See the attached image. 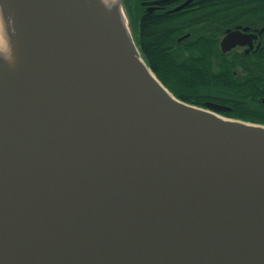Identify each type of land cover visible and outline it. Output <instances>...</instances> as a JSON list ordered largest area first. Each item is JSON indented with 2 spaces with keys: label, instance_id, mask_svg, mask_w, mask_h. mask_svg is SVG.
I'll return each mask as SVG.
<instances>
[{
  "label": "water",
  "instance_id": "1",
  "mask_svg": "<svg viewBox=\"0 0 264 264\" xmlns=\"http://www.w3.org/2000/svg\"><path fill=\"white\" fill-rule=\"evenodd\" d=\"M10 1L31 64L0 57V264H264V124L176 96L124 0L140 60L87 0Z\"/></svg>",
  "mask_w": 264,
  "mask_h": 264
},
{
  "label": "trees",
  "instance_id": "2",
  "mask_svg": "<svg viewBox=\"0 0 264 264\" xmlns=\"http://www.w3.org/2000/svg\"><path fill=\"white\" fill-rule=\"evenodd\" d=\"M263 24L264 0H194L186 10L148 12L142 19L136 3L137 43L176 96L199 106L208 100L219 102L231 107L223 115L260 124H264V33L260 47L250 54L238 48L225 53L220 40L228 28Z\"/></svg>",
  "mask_w": 264,
  "mask_h": 264
},
{
  "label": "bare ground",
  "instance_id": "3",
  "mask_svg": "<svg viewBox=\"0 0 264 264\" xmlns=\"http://www.w3.org/2000/svg\"><path fill=\"white\" fill-rule=\"evenodd\" d=\"M100 12L110 32L119 33L128 42L124 52L140 60L130 40V27L127 16L119 0H87ZM94 1V3H93ZM17 26V11L10 0H0V57L8 68L23 69L31 64L28 41ZM23 58V59H22ZM22 64V65H21ZM26 74V73H25Z\"/></svg>",
  "mask_w": 264,
  "mask_h": 264
},
{
  "label": "flooded vegetation",
  "instance_id": "4",
  "mask_svg": "<svg viewBox=\"0 0 264 264\" xmlns=\"http://www.w3.org/2000/svg\"><path fill=\"white\" fill-rule=\"evenodd\" d=\"M156 1H158V0H124V3L126 5L127 11L129 13V16H130L131 24H132L134 35H135V39H136V3L137 2L139 3V6H140L141 19H142V16L148 12L170 13V12H172V11H170L171 9H173L175 6L180 4V3L171 4V0H165L162 2H156ZM183 10H186V7L181 9V11H183ZM178 11H180V10H178ZM255 29L256 28H251V30H255ZM181 37L182 36H180L178 38V41L182 40V39L180 40ZM262 37H263V35L260 36L257 40H254V47L252 49H249V51H247V49L249 48L247 45L237 46L235 48H238L239 50H243L246 54L253 53L260 47ZM220 46H221V40H220Z\"/></svg>",
  "mask_w": 264,
  "mask_h": 264
},
{
  "label": "rangeland",
  "instance_id": "5",
  "mask_svg": "<svg viewBox=\"0 0 264 264\" xmlns=\"http://www.w3.org/2000/svg\"><path fill=\"white\" fill-rule=\"evenodd\" d=\"M131 26H132V24H131ZM132 29H133V27H132ZM137 32V31H136ZM133 34H134V31H133ZM134 37H135V35H134ZM136 40V39H135Z\"/></svg>",
  "mask_w": 264,
  "mask_h": 264
}]
</instances>
